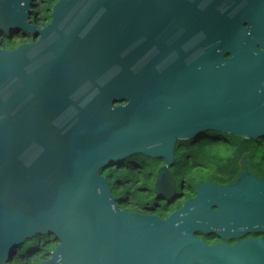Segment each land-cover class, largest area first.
I'll return each mask as SVG.
<instances>
[{"label":"water","instance_id":"1","mask_svg":"<svg viewBox=\"0 0 264 264\" xmlns=\"http://www.w3.org/2000/svg\"><path fill=\"white\" fill-rule=\"evenodd\" d=\"M32 2L0 0L2 41L32 36L0 49V264L35 235L58 243L39 264H264L262 238L193 236L264 233L262 182L201 183L161 220L118 208L99 174L162 160L168 199L177 141L264 138V0H58L43 27Z\"/></svg>","mask_w":264,"mask_h":264},{"label":"trees","instance_id":"2","mask_svg":"<svg viewBox=\"0 0 264 264\" xmlns=\"http://www.w3.org/2000/svg\"><path fill=\"white\" fill-rule=\"evenodd\" d=\"M57 1L33 0L31 20L39 27L47 25L51 20V8ZM15 35L9 39V47L0 38L1 48L14 49L20 44L28 43L27 40L23 39L25 35ZM27 36L32 39L29 34ZM15 37L18 38V41L11 43V41L17 39H14ZM215 133L206 132L191 140L177 141L175 145L173 166L180 169L182 173V185L186 197L190 196L201 183L215 185L230 183L237 170L236 162L241 154L247 151H251V154L259 153L257 148L251 149L247 145L255 140L242 139L231 135L221 136ZM222 149L227 152L225 156L220 155ZM146 159L148 158L145 156L134 155L122 163L99 171V174L105 177L108 182L118 208H123V200L128 195L143 207L147 206L146 203H153L155 197L153 192L154 179L149 178L148 174L150 169H153L152 171L157 169L159 163L157 160H151L150 164H147ZM157 213L165 215L162 209L158 210ZM57 244L53 236L35 235L17 248L7 264H39L49 257Z\"/></svg>","mask_w":264,"mask_h":264},{"label":"flooded vegetation","instance_id":"3","mask_svg":"<svg viewBox=\"0 0 264 264\" xmlns=\"http://www.w3.org/2000/svg\"><path fill=\"white\" fill-rule=\"evenodd\" d=\"M31 40L32 39H30L28 42H30ZM17 41H18V38L16 40L11 41V43H14ZM0 49L6 50V51L13 50V49H8V48H1V45H0ZM259 140L251 141L250 143L247 144L249 147H251V149L257 148L259 150V153L251 154L252 153L251 151H250L251 153L247 151L241 154V156L238 158L236 162L237 170L235 174L233 175L232 181L230 183L225 184V185H215V184L213 185L222 186V187H225V186L233 187L239 181L243 179L257 180L264 184V138H261ZM237 149H239V147H237ZM153 160H157V162L159 163V166L157 167V169H155L153 172H150L148 175H149V178H153L155 182L157 171L162 165H164V163L162 160H159V159H153ZM173 164L174 162L172 163V166L169 167V170L172 174V177L175 183V190H174L173 195L170 198L168 199L159 198L154 191V182H153V192L155 194V197L153 199L152 204L146 203L147 206L143 207L141 206L140 203L139 204L136 203L133 200V198L128 195L123 200L122 210L126 213H133L136 215H144V216H156L161 220H165L171 213L181 209V207L186 201L192 200L195 197L196 188L193 190L190 196L186 197V194L183 191L182 173L180 172V169L177 172L174 169ZM161 209L164 211L165 215H159L157 213V211ZM211 210L216 211L218 210V207L213 205L211 207ZM211 229L212 230L210 231H195L193 232V236L207 246H212L216 244H226L229 246H233L237 244L238 242L243 241L248 238L264 239V233H258V234L246 233L243 236H237L234 233H233L234 235L229 233V234H226L228 235V237H226V236H222L221 234H218L215 232V231L222 232L224 231V228L213 226L211 227Z\"/></svg>","mask_w":264,"mask_h":264},{"label":"rangeland","instance_id":"4","mask_svg":"<svg viewBox=\"0 0 264 264\" xmlns=\"http://www.w3.org/2000/svg\"><path fill=\"white\" fill-rule=\"evenodd\" d=\"M17 34H21V36L22 35H25L24 37H23V39L24 40H27V41H29L30 40V38L27 36V34H25V33H17ZM16 36V35H15ZM17 37H15L14 39H16ZM4 42H5V44L9 47L10 46V41H9V39L8 38H5V40H4ZM209 132H213V131H208L207 133H209ZM206 133V132H205ZM215 134H220L221 136H224L225 134L224 133H220V132H216ZM227 154V152L225 151V150H223L222 149V151H220V155L221 156H225ZM134 156V155H133ZM132 157V156H131ZM131 157H129V158H126L125 160H127V159H130ZM151 160H153V159H150V158H148V159H146V162H147V164H150V161ZM174 169L178 172L179 171V169L177 168V167H174ZM206 169V168H205ZM153 170V169H152ZM151 169L149 170V172H153Z\"/></svg>","mask_w":264,"mask_h":264}]
</instances>
